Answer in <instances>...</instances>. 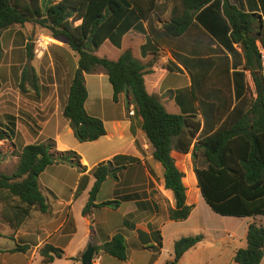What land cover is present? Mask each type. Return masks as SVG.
Here are the masks:
<instances>
[{"label": "trees", "instance_id": "obj_1", "mask_svg": "<svg viewBox=\"0 0 264 264\" xmlns=\"http://www.w3.org/2000/svg\"><path fill=\"white\" fill-rule=\"evenodd\" d=\"M180 3L181 8L175 6L171 20L157 32L150 23L159 7L158 0H0V62L3 32L14 25L35 23L49 30L53 37L65 38L78 55V67L63 109L65 123H60L69 124L79 142H93L107 133L103 120L91 116L85 108L88 98L85 75L102 68L112 85L114 102L123 93L132 97L142 130L154 148L153 159L163 166L164 187L173 192L175 206L168 209L171 221L187 220L194 207L187 204L185 173L177 166L174 151L191 153L198 187L213 212L230 217H264V53L258 45L264 49V0H180ZM192 28L208 37L210 49L203 50L204 54L196 50L189 54L172 52L189 72L192 84L190 88L174 91L169 108L165 99L148 91L147 68L156 60L159 47L165 46L163 39L174 41ZM130 31L137 34L127 35ZM107 42L112 49L116 48L111 52L115 57L99 55ZM149 58L152 60L148 62ZM246 71L253 78L256 96L247 84ZM213 72L222 84L206 88L204 81ZM29 73L25 68L22 86ZM33 78L36 79L35 74ZM1 89L0 78V93ZM197 114L202 115L203 123L190 121ZM7 136L8 132L0 128V140ZM53 147V139L28 144L21 148L16 170L12 174L0 173L1 213L14 230L34 211L50 210L39 184V177L47 167L67 164L79 173L87 171L76 151H57ZM198 157H202L201 166L196 165ZM140 163L137 157L118 154L96 165L91 171L95 181L83 213H90L92 207L117 209L119 200L97 204V195L108 178L118 181L123 170ZM195 185L192 182L191 186ZM156 235V245L150 248L160 253L163 247L160 231ZM203 240V234L180 237L173 245L174 258L167 264H178L188 250ZM27 249L28 246H17L14 251ZM95 250V254L102 252L120 261L128 259L122 233L95 246ZM40 255L42 264H50L63 258L64 251L47 243L40 249ZM263 258L264 226L253 222L248 228L247 247L237 250L234 261L261 264Z\"/></svg>", "mask_w": 264, "mask_h": 264}, {"label": "crops", "instance_id": "obj_2", "mask_svg": "<svg viewBox=\"0 0 264 264\" xmlns=\"http://www.w3.org/2000/svg\"><path fill=\"white\" fill-rule=\"evenodd\" d=\"M173 5L167 8L165 15H169L172 13ZM164 15V16H165ZM154 16V14L152 15ZM137 34V32L130 31L129 34ZM134 34V35H135ZM143 35V34H138ZM215 48L216 45H213ZM210 49V45H205L202 43H197L196 47H193L191 50H177L174 48H168L166 46L159 47V51L157 53V58L154 61L151 67H148V73L145 75V84L150 93L162 98L165 93L168 91L179 90L182 87L181 84H185V86H190L192 84V79L189 72L178 63L172 55V52H176L179 54H189L190 51H202ZM262 52L263 49H262ZM145 59V58H144ZM77 63V61H76ZM172 63V64H171ZM168 64L175 66L174 71L170 70L167 66ZM174 64V65H173ZM78 67V63L76 68ZM179 68V69H178ZM77 70V69H76ZM76 72V71H75ZM75 75V73H74ZM97 75V74H91ZM106 74H102L104 76ZM250 76V80H249ZM249 72V75L246 71V81L247 84H254L253 78ZM185 82H184V81ZM252 80V81H251ZM86 86L88 89V98L85 103V108L91 116L98 117L103 120L106 128V135L101 137L100 139L87 142L89 144H98L102 143V147L98 150V159L94 164H90L88 159L84 156L82 151L79 149V143L73 147L78 153L82 154L83 163L87 165V171L85 173H79V171L70 165L67 164H55L47 167V169L40 175L39 184L41 191L43 190L42 179L44 174L53 166L66 167L64 171H67L69 175L75 173L76 182L74 184L72 195L76 194V196H81L77 194V190L80 185L81 178H84L86 183L82 186L84 187L83 191L80 194L86 193L89 198V191L91 190L94 184V177L92 175V169L96 166L98 162L111 160L114 156L118 154H127L132 155L134 157L139 156V152L136 149V138L131 131L132 122L136 121L141 122V118L138 116L137 119L135 116V106L132 101L131 95L127 93H123L119 96V101H113V88L111 86H105L101 84H88V80L85 78ZM249 81V82H248ZM71 84H68V94L69 88ZM35 86V85H34ZM184 86V87H185ZM3 88V84H2ZM103 89L106 90L107 96H105ZM112 89V90H111ZM112 91V93L110 92ZM2 89L0 93V99L2 98ZM256 94V93H255ZM172 97V96H171ZM175 95H173L174 100ZM165 99V97H164ZM170 99V95L167 97ZM12 102V99L5 100L4 106H8ZM0 107V119L1 123L3 121L12 122L13 116L8 115V107ZM128 111L127 114L123 112L121 114L119 112V107ZM130 110H129V109ZM60 120L52 119L45 125L38 134H35L31 137V140L22 136V132L19 129V124H17L16 129H13L11 126H7L4 128L5 131L8 132V139L11 142V154H8V158H16L19 160V154L21 152V148L33 143H43L49 139H53L55 141V148L57 151H64L70 149V147L64 145L62 141V136L60 135V131L58 130V124ZM9 125V123H8ZM56 127L57 133H50V129ZM68 124H66V129L70 134H73V130L67 128ZM1 128V127H0ZM20 130V131H19ZM15 131V132H13ZM107 141L108 145L103 142ZM111 143V144H110ZM154 148L152 147V153ZM14 152H18L17 155L13 154ZM175 152V151H174ZM173 152V153H174ZM192 158V155L189 154ZM141 160L140 164L133 165L123 170L119 174V180L116 181L117 185L120 186L121 190H131L134 192L131 194L132 199L120 203V206L116 209L121 213V221L119 225L116 227V231L108 236V239L112 238L117 233H122L126 239L127 249H128V259L126 261H120L114 257H111L107 254L100 252V255H96L99 258V264H162L161 260L162 253H158L154 251L151 246L156 245L157 235L156 232L160 231L162 236V242L165 239V229L169 227L168 219V207L175 206V200L173 197V192L171 190H167L163 186L161 191L164 197L169 199V203L163 199L164 204V212L163 216L159 217V214L154 209L151 212L150 209H142L139 207V203L144 201H155L159 203L157 199L154 197L161 196V193H154L153 189H147V194H144L143 191H137V186H139L143 179L142 175L146 178L145 180L150 183L153 180V175L151 172L155 173L157 170L164 173L163 166L161 163L155 161L153 156L151 155L150 159L145 160L143 157H139ZM67 169V170H66ZM139 170V171H138ZM193 170V169H192ZM2 173V172H1ZM4 174H7L3 172ZM164 178V175H163ZM59 178L58 180V188L60 190H67L71 188L72 185L68 183V178H64L63 180ZM190 179V193L187 192V204L193 205V210L189 218L185 221L176 222L172 225L178 226L180 230L185 231L188 229V223L195 218L197 211V204L202 201V195L200 189L198 187L197 178L194 170L189 175ZM192 182H195V186H191ZM49 189V188H48ZM102 189V188H101ZM137 191V192H136ZM117 193V189H116ZM129 193V194H130ZM44 194V193H43ZM57 196H60L56 193ZM145 196V197H143ZM73 197V196H72ZM117 195H115V198ZM87 198V201H88ZM86 201V203H87ZM86 203L82 204L80 209H78L79 213H72V206L74 202L72 199L64 203L63 208L58 210H53L50 207V210L47 213H41L39 211H34L30 218H28L23 225L18 229L14 230L13 227L4 219L1 213L0 208V264H42V256L40 255V249L47 243L52 244L55 247L61 248L64 251L63 258L56 259L54 262L50 264H82V256L88 248L91 240L90 237L93 238L92 242L95 243V246H101L103 243L107 241L96 240L95 237L102 232L101 223L98 218L95 207L91 208L90 213L84 214L83 210ZM97 203V202H96ZM98 204V203H97ZM169 204V205H168ZM76 215V216H75ZM228 217L225 221L230 225L229 231H224L228 233L227 236L221 237L219 232H217V244H219L217 248V256L214 254L213 258L209 262L200 261V263L196 262L197 258H200L201 253L198 252L197 244L194 248L188 250L182 258L179 260L178 264L186 263V264H239L234 261V256L237 250L247 247V235L249 225L253 222L258 225L264 226V217ZM144 219V221H143ZM170 222H174L171 221ZM100 225V226H99ZM98 226V230L94 231V227ZM81 234H80V232ZM142 232V233H140ZM195 235V234H193ZM205 238V237H204ZM177 240V239H176ZM175 240V241H176ZM130 241L133 243L134 251L131 252L129 247ZM174 241V242H175ZM174 245V243H173ZM17 246H28L26 251H14ZM163 248V247H162ZM162 250V249H161ZM150 255V261H147L148 256ZM80 258L71 260V258ZM95 257V256H94ZM106 257V258H105ZM97 258V259H98ZM174 258V255H173ZM172 259H166L167 262L172 261ZM117 260V261H116ZM148 262V263H147ZM264 264V258L261 262Z\"/></svg>", "mask_w": 264, "mask_h": 264}, {"label": "rangeland", "instance_id": "obj_3", "mask_svg": "<svg viewBox=\"0 0 264 264\" xmlns=\"http://www.w3.org/2000/svg\"><path fill=\"white\" fill-rule=\"evenodd\" d=\"M56 2L59 0H55ZM171 5L173 7L181 8L180 0H158V9L156 10L154 16H152L151 25L157 32L162 31V28L166 22H169L173 17V14L165 15L167 8ZM165 15V16H164ZM79 24V22H76ZM146 26L149 27V23H146ZM42 38L45 44H48L47 49L40 54L36 51L35 42ZM166 42L165 46L168 48H174L177 50H186L189 51L193 47L197 46V43H202L204 46L210 45L208 37L204 36V34L198 30L192 28L185 36L180 37L174 41H170L168 39H163ZM2 45H3V56L0 62V78L3 84L2 88V98L0 99V107L4 106L5 100L12 99L13 103H10L8 106V115L13 116L12 122L3 121L1 123L0 119V127L2 129L7 126H11L13 129H16L17 124H19V130L22 132V136L31 140V137L35 134H38L39 131L48 124L52 119L60 120L63 124L65 123L63 118V109L66 105L68 99V84H71L72 79L74 77V73L76 71V66L78 63V55L72 51L67 43L65 38L59 37L55 38L51 35L50 31L41 27L35 23H26L24 25H14L9 29L3 32L2 36ZM261 50L263 49L262 45L258 43ZM116 50V48L112 49L111 43L105 44L101 51H99L100 56L107 55L108 58H112L111 52ZM264 51V49H263ZM106 54H104V53ZM116 53V51H114ZM208 52V51H206ZM205 52V53H206ZM264 53V52H263ZM114 55V53H113ZM264 55V54H263ZM152 59L149 58L148 62ZM77 61V63H76ZM172 64V63H171ZM174 65V64H173ZM172 72L179 71L175 70V66L168 64L167 66ZM28 68L30 73L27 75L26 80L24 81V85L22 86V78L24 69ZM36 75V79L33 78V75ZM95 74L97 75H85V78L88 80V84H101L103 87L110 86V82L108 80V76L102 74H106L102 68H98ZM249 75V71H247ZM252 79V78H251ZM250 80V76H249ZM184 81V80H183ZM252 81V80H251ZM185 82V81H184ZM249 82V81H248ZM35 84V86H34ZM206 84V88H212L215 86L214 84H222L221 79L217 76L215 72L207 76V79L204 81ZM183 88H190V86H185V84H181ZM253 96L255 94V86L254 84H249ZM185 86V87H184ZM111 88V86H110ZM181 88V89H183ZM112 90V89H111ZM105 96H107L106 90L103 89ZM112 93V91H110ZM174 91H168L165 95L160 98L161 100L167 101L168 107H172L173 104V95ZM170 95V100H167V97ZM172 96V97H171ZM198 105V104H196ZM126 107V106H125ZM122 106L119 107V112L123 114L128 113V111ZM129 109V108H128ZM130 110V109H129ZM138 115L135 112L134 118L137 119ZM191 122L200 121L203 123V117L201 114H197L195 117L191 116ZM9 123V125H8ZM56 127L50 129V133H57ZM70 128L69 124L68 127ZM58 130L60 131V135L62 136V141L64 145L70 147V149L64 150H74L73 147L76 146L77 143L80 144L79 149L82 151L86 159L90 164H94L98 157V149L101 148L102 143L98 144H89V143H81L79 142L74 134H70L66 129V124L62 125L58 124ZM131 131L136 138V149L139 152L140 156L145 160L150 159L152 155V145L146 138L144 134L141 122H132ZM15 132V131H13ZM50 140V139H49ZM34 141L33 139L31 140ZM48 142V140L46 141ZM77 142V143H76ZM107 145V141H103ZM111 144V143H110ZM56 147V146H55ZM53 147L52 150H56ZM11 142L8 139V136L0 140V173L5 172L7 174H12L18 165L19 160L16 158H8V154H11ZM77 152V151H76ZM18 152H14L13 154L17 155ZM78 153V152H77ZM80 154V153H78ZM191 154V153H189ZM187 154H177V152L173 153L176 164L180 170L185 173L184 181L190 193V179L189 175L194 170V162L191 156ZM82 156V154H80ZM83 158V157H82ZM83 163V159H82ZM98 162L96 165H98ZM83 165L87 166L83 163ZM196 165H202V157H198L196 160ZM66 167H57L53 166L44 174L42 179L43 190L45 197L47 198V202L49 206L53 210H58L63 208L64 203L72 199L74 205L72 206V213H79L78 209H80L81 205L86 203L88 195L86 193L80 194L84 187L81 188L82 184L84 185L86 181L81 179L79 188L77 190V194L81 196H76V194L72 195V190L74 184L76 182L75 173L69 175L67 171H64ZM193 169V170H192ZM67 170V169H66ZM139 171V170H138ZM153 180L148 183L145 177L142 175L143 179L141 184L137 186V191H143L144 194H147V189H153V192L158 194L161 193V196L154 197L157 199L159 203L153 201H144L142 200L139 203V207L142 209H150L151 212L155 209L156 212L160 216H163L164 204L163 199L169 203V199L164 197L161 188L163 186V175L160 170L153 173ZM61 178H68V183H70L71 188L67 190H60L58 188V180ZM60 179V180H61ZM120 186H116V181L112 178H108L102 185V189L99 191L97 195V203H104L107 201H112L114 199L119 200L121 203L126 202L125 198L127 196H132L129 190H121ZM49 188V189H48ZM117 189V193H116ZM136 191V192H137ZM134 192V191H131ZM58 193L60 196H57ZM130 193V194H129ZM115 195L117 197L115 198ZM73 196V197H72ZM145 197V196H143ZM169 205V204H168ZM3 206V203L0 202V208ZM169 206L168 208H170ZM2 210V209H1ZM98 218L101 223L102 232L98 234L95 239L105 241L108 239V236L116 231L117 225H119L121 221V213L116 210V208L112 207H102L96 209ZM76 216V215H75ZM228 217H223L213 212L212 209L207 205L205 200L202 198V201L197 204L196 216L188 223V229L185 231L180 230L178 226L172 225L174 222H170L169 227L165 229V239L163 242V248L161 250L162 256L161 260L162 264L168 259L173 258V243L176 239H179L182 236L189 235H197L203 234L204 240L198 246V252L201 253L200 258L196 259L197 263L200 261L209 262L213 255L217 256V248L219 247L217 244V232L221 237L227 236L228 233L224 231H229L230 225L225 221ZM144 221V219H143ZM1 226V225H0ZM100 226V225H99ZM98 230V226L94 227V231ZM80 232V231H79ZM81 234V232H80ZM91 238V237H90ZM93 246L95 245L92 242ZM131 252L134 251L133 243L130 241L129 247ZM100 254H95L94 256L98 258ZM147 261H150V255H147ZM106 258V257H105ZM76 259H80L79 257ZM167 259V260H166ZM117 261V260H116ZM147 262V263H148ZM186 264V263H182Z\"/></svg>", "mask_w": 264, "mask_h": 264}, {"label": "water", "instance_id": "obj_4", "mask_svg": "<svg viewBox=\"0 0 264 264\" xmlns=\"http://www.w3.org/2000/svg\"><path fill=\"white\" fill-rule=\"evenodd\" d=\"M89 215V214H88ZM91 242L88 245L87 250L85 251V253L82 256V264H92L94 255H95V247L92 244V240L93 238H90Z\"/></svg>", "mask_w": 264, "mask_h": 264}, {"label": "built area", "instance_id": "obj_5", "mask_svg": "<svg viewBox=\"0 0 264 264\" xmlns=\"http://www.w3.org/2000/svg\"><path fill=\"white\" fill-rule=\"evenodd\" d=\"M35 45H36V51L39 52L40 54H42L48 47L47 46L48 44H45L42 38L38 39L35 42ZM92 264H99V258L97 259V257H94Z\"/></svg>", "mask_w": 264, "mask_h": 264}]
</instances>
